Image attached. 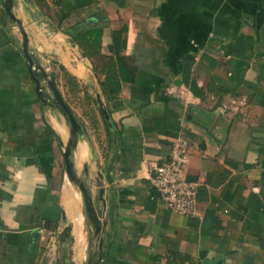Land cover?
I'll return each instance as SVG.
<instances>
[{
	"label": "crops",
	"instance_id": "obj_1",
	"mask_svg": "<svg viewBox=\"0 0 264 264\" xmlns=\"http://www.w3.org/2000/svg\"><path fill=\"white\" fill-rule=\"evenodd\" d=\"M2 1L0 264H42L48 254L55 264L62 209L67 224L75 221L74 190L54 134L64 142L68 129L39 101L21 33ZM61 8L70 13L62 26L74 36L103 29L98 74L71 36L55 27L60 7L17 0L13 11L29 50L87 132L102 172L108 152L94 89L107 63L117 62L108 48L112 30L127 27L122 68L116 63V76L126 79L118 78L117 96L103 94L120 145L111 182L105 180L102 264H264V47L255 49L264 0H62ZM39 9L44 16H36ZM60 67L79 82L75 95ZM84 96L95 102L89 116L97 128ZM179 135L189 142L185 174L198 183L195 216L171 212L150 185L153 167ZM74 155L77 169L85 161L95 169L84 141Z\"/></svg>",
	"mask_w": 264,
	"mask_h": 264
},
{
	"label": "water",
	"instance_id": "obj_2",
	"mask_svg": "<svg viewBox=\"0 0 264 264\" xmlns=\"http://www.w3.org/2000/svg\"><path fill=\"white\" fill-rule=\"evenodd\" d=\"M16 3L17 0H3L2 7L10 20L17 24L21 33V51L26 59L28 74L33 81L36 95L42 106L59 115L68 129V137L64 142L58 133L54 132V134L62 149L66 177L74 190L71 201L74 206L75 221L74 227L72 224L69 226L66 214L62 209L55 241L57 244L54 256L55 264H102L108 247L105 180H108V183L111 182L113 163L120 145L119 131L110 116L106 102L103 100L104 95L101 87L95 88V102L111 135V144L102 172L98 168L92 142L83 125L65 102L53 75L41 67L35 55L29 50L25 30L13 11ZM36 16L42 17L44 14L39 9ZM258 36V41L255 44L256 50L264 47V22L259 28ZM80 140L87 144L90 159L96 165L93 170H89L91 165L88 161L83 163L81 169H77L75 165L74 153ZM75 233L78 234V243L74 247L71 245V241L75 240ZM49 260L48 254L44 257L42 264H49Z\"/></svg>",
	"mask_w": 264,
	"mask_h": 264
},
{
	"label": "trees",
	"instance_id": "obj_3",
	"mask_svg": "<svg viewBox=\"0 0 264 264\" xmlns=\"http://www.w3.org/2000/svg\"><path fill=\"white\" fill-rule=\"evenodd\" d=\"M36 1L39 5L44 6L47 0H36ZM50 1L53 6L60 7V10L56 13V19H55L56 26L55 27L63 31L65 34H68L69 36H71V39L80 47L83 54L91 61L95 74H98L99 68L95 63V59L103 58V55L100 52L101 45H102L103 29L100 27L91 28L79 36H74L70 34L67 28L62 26V22L69 16L70 13L69 14L65 13L62 10L61 8L62 0H50ZM126 31H127V27L125 24H123L119 29L112 30L111 32L112 41L109 44L108 48L111 53L115 54L117 58V62L111 59L106 65L107 69H106L105 79L99 80V84L101 86L102 92L105 95L106 99L118 95L120 91V81L118 78L120 79L125 78L122 75H120L119 77L116 76L117 74L116 63L118 65L117 66L118 69L122 68V65L120 64V61H121L120 52L125 47V32ZM60 70H61V77L63 81L65 82V86L67 90L75 91V93L73 92L75 95L77 91L79 90V82L74 76L70 75L67 71H65L63 67H60ZM131 77L129 79H131ZM83 100L84 102H86L85 100H88V103L87 102L85 103L84 111L87 114V116L91 118L90 124L93 126V128H97V123H98L97 119L95 117L89 116V114H93V110H91L93 108L90 105L91 104L94 105L95 102L90 96H84ZM101 120L103 123V129L106 133V147H105V155H106L110 148L111 135L105 124V121L102 115H101ZM91 133H95V137L97 140L98 136L96 135V132L91 131Z\"/></svg>",
	"mask_w": 264,
	"mask_h": 264
},
{
	"label": "built area",
	"instance_id": "obj_4",
	"mask_svg": "<svg viewBox=\"0 0 264 264\" xmlns=\"http://www.w3.org/2000/svg\"><path fill=\"white\" fill-rule=\"evenodd\" d=\"M188 156L189 142L179 135L172 141L166 158L153 167L150 185L171 212L195 216L198 183L185 174Z\"/></svg>",
	"mask_w": 264,
	"mask_h": 264
},
{
	"label": "rangeland",
	"instance_id": "obj_5",
	"mask_svg": "<svg viewBox=\"0 0 264 264\" xmlns=\"http://www.w3.org/2000/svg\"><path fill=\"white\" fill-rule=\"evenodd\" d=\"M258 31H259V29H258ZM258 38H259V36H258ZM69 226H71V225H69ZM74 241V240H73Z\"/></svg>",
	"mask_w": 264,
	"mask_h": 264
}]
</instances>
